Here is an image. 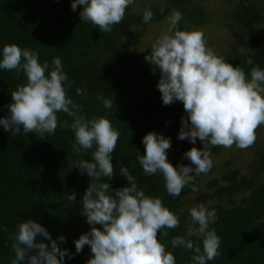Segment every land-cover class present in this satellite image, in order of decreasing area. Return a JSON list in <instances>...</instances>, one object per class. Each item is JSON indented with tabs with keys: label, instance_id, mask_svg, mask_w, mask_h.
I'll return each mask as SVG.
<instances>
[{
	"label": "trees",
	"instance_id": "16d2710c",
	"mask_svg": "<svg viewBox=\"0 0 264 264\" xmlns=\"http://www.w3.org/2000/svg\"><path fill=\"white\" fill-rule=\"evenodd\" d=\"M201 1L167 0L164 5H151L146 9L153 12V19L147 24L143 23L146 9L134 13L130 5L120 24L113 26L111 32H101L92 23L82 22L79 13L83 6L73 11L72 0H0V60L6 44L37 51L41 64L47 60L51 65L54 58L61 59L63 71L71 81L68 95L81 105L80 114L88 119L104 116L120 133L116 150L111 154L116 175L106 182L113 190L128 186L127 179L119 174V168L126 166L146 195L161 198L168 209L180 216L179 228L162 229L158 233L167 250L176 256V264H194L193 251L173 249L170 244L191 225L192 221L187 219L193 201L194 206L210 202V210L215 209L217 215L210 228H214L221 239L220 255L207 264H264V180H258L257 173L248 176L230 169L223 183L219 185L213 180L204 190H200L197 176L196 191L188 186L179 197L173 198L165 189L163 177L145 174L137 160L138 155L145 154L142 139L151 131L171 139L167 155L173 166L189 165L184 153L192 147L199 148V139L195 145L187 139H178L181 117L187 114L182 102L163 104L157 88L159 69L153 74V66L138 63L136 52L127 47L137 41L146 25L160 21L173 9L182 14L178 22L180 30L190 31L200 25L206 15ZM256 4L243 3L245 6L235 14L240 25L234 31V43L225 58L234 67L242 68L248 79L253 66L247 63L250 58L264 69V6ZM133 22L140 29L132 34ZM131 34L136 36L132 38ZM26 82L23 71L0 69V118L8 115L11 92ZM65 84L67 87V82ZM77 88L85 89L84 94L77 95ZM102 98L113 100V112L104 108ZM58 119L72 122L63 112L58 113ZM74 141L70 128H58L55 135L40 139L35 133L24 135L22 129L20 135L13 136L0 125V264H10L14 258L9 234L28 219L42 224L53 239L61 235L66 238L60 247L75 255L71 259L66 256L65 264H87L91 258L90 246L76 253L75 240L92 227L81 215L82 197L90 183L96 181L86 173L82 175L73 165L82 159L91 161L95 146L76 154L72 148ZM219 150L220 146L213 147L214 153ZM259 158L253 171H264V154L260 153ZM208 186L213 190L205 192ZM73 192L76 199L71 202L65 195ZM237 192H248L241 204L227 206L219 200ZM108 194L114 195L111 189ZM163 232H167V236ZM191 239L203 251L202 240ZM37 240L50 245L44 237L38 236Z\"/></svg>",
	"mask_w": 264,
	"mask_h": 264
},
{
	"label": "clouds",
	"instance_id": "9594fccd",
	"mask_svg": "<svg viewBox=\"0 0 264 264\" xmlns=\"http://www.w3.org/2000/svg\"><path fill=\"white\" fill-rule=\"evenodd\" d=\"M134 3L135 0H72L71 8L76 11L82 5L79 13L82 22L92 23L101 32H111ZM152 19L153 12L146 9L143 23ZM168 19L169 28L152 44L145 60L153 66V74L157 69L160 71L157 88L163 104L170 106L177 101L183 104L187 115L181 117L178 139H187L193 145L199 139L203 148L192 147L184 153L189 165L173 166L167 155L171 139L151 131L142 139L145 154L138 155L137 160L145 174L161 175L168 195L177 198L188 186L196 191L195 177L212 169L209 145L224 148L235 145L244 150L255 143L256 130L264 124V69L250 58L247 63L253 66L250 79L246 78L242 68L234 67L207 47L203 32L180 30L178 22L182 14L178 10L173 9ZM2 57L0 69L23 71L27 78L25 84L11 92L8 115L0 118L5 131L17 136L22 129L24 135L35 133L45 139L55 135L58 128H70L75 136L74 153L87 152L95 146L91 161L82 159L73 165L82 175L86 173L96 181L90 183L82 197L81 215L92 227L75 240L76 253L90 246L92 256L87 264H176V256L167 250L158 233L179 228L180 216L168 209L161 198L146 195L126 166L119 168V174L127 179L128 186L113 190L106 182L116 175L111 154L116 150L120 133L104 116L88 119L80 114L81 105L68 95L71 81L63 71L61 59L54 58L51 65L47 60L41 64L37 51L15 44L4 45ZM84 91L77 88L76 94L82 95ZM102 99L104 108L113 112V100ZM60 112L71 117L72 122L60 121ZM109 189L114 195L108 194ZM65 197L74 202L76 194ZM190 216L191 225L183 235L170 241L171 247L193 251L194 264H207L220 255L221 239L210 228L217 219L216 211L201 203L190 209ZM167 234L163 232L164 236ZM38 236L46 238L50 245L38 241ZM192 237L202 240L203 251L194 245ZM9 239L15 253L10 264L24 261L65 264L66 256L71 259L75 255L60 247L66 242L63 235L53 239L33 219L21 222Z\"/></svg>",
	"mask_w": 264,
	"mask_h": 264
},
{
	"label": "rangeland",
	"instance_id": "374dc122",
	"mask_svg": "<svg viewBox=\"0 0 264 264\" xmlns=\"http://www.w3.org/2000/svg\"><path fill=\"white\" fill-rule=\"evenodd\" d=\"M167 0H135L131 9L134 13H139L151 5H164ZM264 6V0H202L200 6L204 9L206 15L202 18L200 25L193 27L191 30H199L203 32L207 47H210L214 52L221 57H228L231 46L234 43V31L240 25L239 20L234 17L235 14L242 9V4ZM169 15L163 17L158 22L150 23L142 29V35L137 36L136 42L129 45V51L136 52L138 56L137 62H146L145 56L148 55L147 49L163 34L170 26ZM132 34L137 29H140L137 23L133 22L130 25ZM190 30V31H191ZM131 34V35H132ZM136 35H132L134 38ZM199 148H203L201 142L198 143ZM208 150L211 152L213 167L207 174H201L199 177L200 190H204L206 186L213 180H217L220 185L224 181V176L230 169L238 170L248 176L257 173L258 180H264V171H253L256 164L259 162V154H264V124L260 125L256 130L255 143L247 149L241 150L233 145L231 148L220 146V150L213 152V146L209 145ZM185 165V164H184ZM209 187V186H208ZM213 188H208L205 192L212 191ZM245 193H233L225 198H221L227 206L231 204H241ZM193 199V196H190ZM210 202L205 205L210 210ZM194 206V201L190 206ZM185 210V207H183ZM191 222V216L188 219ZM187 221L186 225L189 223Z\"/></svg>",
	"mask_w": 264,
	"mask_h": 264
}]
</instances>
